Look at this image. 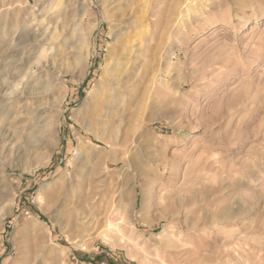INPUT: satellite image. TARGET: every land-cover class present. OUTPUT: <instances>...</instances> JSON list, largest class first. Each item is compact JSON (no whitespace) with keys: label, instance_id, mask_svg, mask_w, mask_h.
<instances>
[{"label":"rangeland","instance_id":"obj_1","mask_svg":"<svg viewBox=\"0 0 264 264\" xmlns=\"http://www.w3.org/2000/svg\"><path fill=\"white\" fill-rule=\"evenodd\" d=\"M131 1L149 35L123 106L99 112L118 38L102 0H0V85L25 89L0 138V264H264V15L239 29L241 0ZM222 183L227 218L208 193Z\"/></svg>","mask_w":264,"mask_h":264},{"label":"bare ground","instance_id":"obj_2","mask_svg":"<svg viewBox=\"0 0 264 264\" xmlns=\"http://www.w3.org/2000/svg\"><path fill=\"white\" fill-rule=\"evenodd\" d=\"M141 1L143 4V9L148 8L150 4L149 2L150 0H141ZM102 3L106 5V7L108 8L107 11L109 13L108 16L106 15V13H103V16L107 20H111L113 23H116L115 25L113 24V31H115L118 38L113 44L111 52L109 50V56L107 57L108 59L105 65V71L104 73L102 72L103 75L101 76L102 77L101 80L96 82L92 86V89L90 90V93L88 94V98L91 97L90 99L93 98L94 100L93 105L94 107H96V109L94 108L93 110H96L99 112L104 110V108H107V110L110 111L114 109V107H117V106L122 107L123 102H125L126 98H128L127 96L129 95L131 89L133 88L132 84H128L131 81L130 76H132L130 74L131 69L133 70L132 63H134V60L136 59V55L140 51L142 38L149 35V27H150L149 24L145 22V19H143L142 15L139 18L135 17V19L130 21V19L135 16L134 8H133L131 0H102ZM194 9L192 10L193 14L197 13L196 11L197 9L195 11ZM213 10L215 13L218 14V13H221L222 8L213 7ZM210 11L211 10L204 11L205 13L204 12L202 13L203 17H201L202 15L199 16V18L197 17L199 19L198 24L202 28L204 26H207L205 19L208 17L207 13ZM262 15H264V0H241V2L239 3V12H235V14L231 16V18L228 17L227 23L229 24L230 20L232 19L233 20L232 23H235L237 26H239L240 27L239 29H243L245 25L247 24V22L251 20L256 21ZM205 16L206 18H204ZM44 20H46V17L44 18ZM255 43L257 44L258 47L252 51L259 54L260 56V54L264 52V37H261V35H259L256 38ZM136 46H138L137 49H136ZM38 48H40V45L38 46L34 44V49H38ZM25 75L27 74H24V77ZM127 76H129L128 79L126 78ZM12 82L15 83L16 85L12 86V83L10 82H4L3 84L0 85V88L2 89L10 88V87L13 88L11 92L8 94L0 93V101L4 102L2 108L0 109V119L2 121V123H0V130H1L0 138L1 136L3 138L6 135L5 133L11 129H13L14 133L18 135L17 133L18 120L20 119L21 113H20V110L13 111L14 109L13 104L17 100L24 98L23 95H25L24 93L25 89L21 87L17 88L21 83H24L23 78H21L19 82L16 81L14 78L12 79ZM17 82H18V85H17ZM128 85L129 87L127 88ZM96 140L102 146L94 145L90 141L82 140L78 138L79 145L76 150L77 156L83 157L84 154L82 153V147L88 144H92L96 149L98 148V150L99 149L104 150L114 145L112 140L105 139L103 136H96ZM87 154L88 153H86V155ZM257 160H262L264 162V154L258 156V158H255L253 162H256ZM243 185L244 184H238L237 185L238 190ZM225 188L226 187L224 183H222L216 189H213L212 187L208 189V193H210V197H212V200L215 201L217 206L221 207L220 214H221V217H224V218L226 216H229L228 214L229 211L234 210L233 208H230L227 205L228 196L225 194ZM77 190H81V189H79L78 184L75 182V180H73L72 182L70 181V184L68 187L62 190V193H64V196H70L71 198V196ZM187 192L191 194L192 191H187ZM174 198L178 200V202L180 201L178 197L175 195V193L165 191V193L163 194V198L161 199L171 201ZM53 199L54 197L50 198V200L54 202ZM235 202H236L235 203L236 207H238L239 202L237 201ZM235 210H238V209L236 208ZM46 258H47V253L45 251H42V250L28 251L25 258H23L24 260L23 264H43Z\"/></svg>","mask_w":264,"mask_h":264}]
</instances>
